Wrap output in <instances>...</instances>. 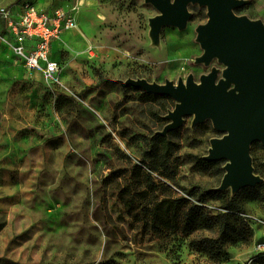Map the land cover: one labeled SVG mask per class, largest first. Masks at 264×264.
<instances>
[{
	"label": "rangeland",
	"instance_id": "obj_1",
	"mask_svg": "<svg viewBox=\"0 0 264 264\" xmlns=\"http://www.w3.org/2000/svg\"><path fill=\"white\" fill-rule=\"evenodd\" d=\"M33 1L71 9L77 25L54 44V80L0 43V264H264V145L250 144L263 180L217 196L227 160L204 156L224 132L209 118L193 125L191 114L162 135L176 101L120 84L199 81L213 68L220 78L218 59L196 60L207 7L189 3L186 26H163L156 42L149 20L158 10L146 0ZM234 12L264 24V0ZM163 198L170 213L160 209L153 223L149 210ZM195 205L210 215L228 206L249 232L231 219L223 256L196 250L190 240L216 238L219 227L182 231Z\"/></svg>",
	"mask_w": 264,
	"mask_h": 264
},
{
	"label": "water",
	"instance_id": "obj_2",
	"mask_svg": "<svg viewBox=\"0 0 264 264\" xmlns=\"http://www.w3.org/2000/svg\"><path fill=\"white\" fill-rule=\"evenodd\" d=\"M158 14L150 18V35L158 41L161 28L173 25L182 29L190 16L189 3L207 7L208 19L197 27V41L203 54L196 60L209 64L214 58L223 63L218 69L202 74L195 81L192 74L177 83L149 82L145 78L120 80L123 87L132 85L152 94L169 95L175 107L165 117L170 121L160 134L165 135L193 114V125L211 119L213 126L224 132L210 140L207 160L226 159L225 173L219 191L236 192L254 186L263 179L253 171L250 144L259 140L264 145V24L234 9L246 0H146Z\"/></svg>",
	"mask_w": 264,
	"mask_h": 264
},
{
	"label": "built area",
	"instance_id": "obj_3",
	"mask_svg": "<svg viewBox=\"0 0 264 264\" xmlns=\"http://www.w3.org/2000/svg\"><path fill=\"white\" fill-rule=\"evenodd\" d=\"M77 25L66 7H42L33 0L0 6V43L9 47L32 70L54 80L60 64L53 44Z\"/></svg>",
	"mask_w": 264,
	"mask_h": 264
},
{
	"label": "trees",
	"instance_id": "obj_4",
	"mask_svg": "<svg viewBox=\"0 0 264 264\" xmlns=\"http://www.w3.org/2000/svg\"><path fill=\"white\" fill-rule=\"evenodd\" d=\"M100 83H103L101 81ZM148 96L154 98L158 95L155 94H147ZM119 103V102H118ZM117 103V104H118ZM164 139L163 137H160ZM144 163V162H143ZM146 164V163H144ZM153 168H158L157 164L155 162L152 163ZM148 166V164H147ZM141 169V168H139ZM146 173V175L150 176V173ZM213 194L219 196L222 192L219 190H213ZM225 209H228L226 212H219L216 215H210L207 214L202 207L195 205L194 207H190L188 211L183 213V220L181 226L182 231H193L198 225L203 224H209L213 221H216L219 227V235L216 238H209V237H199V238H193L190 240V246L196 250L205 251L212 257H221L225 253V240L226 238H230L231 235L229 233V228L231 226L230 220L233 219L234 222L239 223V235L242 234V232L246 231L249 232L248 226L243 222V220L240 218L239 214L237 213H231L230 210L232 208L226 206ZM146 210V208H143ZM160 209L164 210V213L168 215L170 213V200L163 198L161 200H156L153 204V206L150 208V217L152 219L153 223H156L157 219L161 217ZM144 212V210H143ZM162 218V217H161Z\"/></svg>",
	"mask_w": 264,
	"mask_h": 264
},
{
	"label": "crops",
	"instance_id": "obj_5",
	"mask_svg": "<svg viewBox=\"0 0 264 264\" xmlns=\"http://www.w3.org/2000/svg\"><path fill=\"white\" fill-rule=\"evenodd\" d=\"M55 43H57V42H55ZM54 43V44H55ZM54 44H53V56H54V58H55V54H54ZM56 59V58H55Z\"/></svg>",
	"mask_w": 264,
	"mask_h": 264
}]
</instances>
